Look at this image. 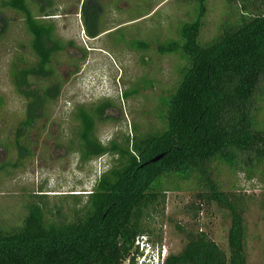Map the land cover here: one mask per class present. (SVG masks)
Listing matches in <instances>:
<instances>
[{"label": "trees", "instance_id": "trees-1", "mask_svg": "<svg viewBox=\"0 0 264 264\" xmlns=\"http://www.w3.org/2000/svg\"><path fill=\"white\" fill-rule=\"evenodd\" d=\"M189 1L197 11L194 18L188 15L176 39L157 41L159 54H178L186 61L176 90L168 97L159 94L161 126L145 130L134 122L131 136L116 134L102 142L97 126L106 121L112 100L78 107V129L68 148L75 150L80 164L108 156L109 165L83 204L79 195L59 197L54 210L63 219H48L52 209L47 195L37 194L17 226L0 225V264H135L141 254L137 238L147 237L158 251L163 247V236L155 232L153 222L165 216L168 192L190 193L196 213L206 205L227 209L229 253L207 232L191 229L183 249L168 253L162 264H247L246 205L233 190L237 182H227L223 176L243 174L247 181L257 179L264 189V0H225L224 17L208 40L201 37L207 0ZM152 41L143 43L142 49L148 50ZM37 45L44 51V44ZM134 46L141 48V43ZM55 50L44 51L22 73L35 76L37 83L48 78L50 83L39 87L45 101L55 88L51 82L63 81L50 64L49 54ZM15 65L13 61L14 86ZM146 80L142 88L124 86L122 98L130 100L155 86ZM21 87L23 83L15 86ZM34 105L28 108L25 128L34 123ZM69 199L74 207L67 215L64 204Z\"/></svg>", "mask_w": 264, "mask_h": 264}, {"label": "rangeland", "instance_id": "rangeland-1", "mask_svg": "<svg viewBox=\"0 0 264 264\" xmlns=\"http://www.w3.org/2000/svg\"><path fill=\"white\" fill-rule=\"evenodd\" d=\"M129 3L131 7L123 13L119 31L109 40L88 42L95 49L81 62L77 75H71L73 60L66 54L52 59V65L66 76L68 82L62 83L61 91L50 89L48 97L51 102L45 109L34 105V123L29 128L24 124L29 100L34 99L35 94L40 97V89L38 85L31 84L16 90L11 79L15 52L13 34L8 33L11 40L0 39V225L4 228L12 229L23 220L28 202L37 194L47 195L52 209L47 212L48 219H63L54 210L59 197L79 195L83 204L86 193L94 188L99 175L107 169L108 156L80 164L78 154L68 148L78 129L75 117L78 106L92 108L103 98L112 100L116 109L97 126V135L105 142L116 134L120 138L131 136L134 122L145 130L161 126L160 107L157 109L159 94L168 97L176 90L186 61L178 54H159L157 41L176 39L183 21L190 18L188 15L193 19L197 11L189 0H129ZM206 8L202 40L211 39L214 35L226 12V1L207 0ZM128 34L134 39L139 36L137 38L144 41H153L143 53L126 52L131 41L125 43L122 36ZM113 41L117 42L111 44ZM117 45L123 47L111 48ZM142 56L148 59L147 65L140 63ZM146 79L155 86L142 89L130 100L122 98L124 85L139 84L142 88ZM41 81L42 86L50 83L47 79ZM228 177L226 173L223 179L237 182L233 190L243 197L246 205L244 244L247 264H264L263 186L257 179L247 181L243 174L229 177L231 180ZM69 201L64 204L67 215L70 214L68 209L74 207ZM193 202L190 193H167L165 216H158L153 222L155 232L163 236L162 249L167 254H178L187 240V230L198 229L207 232L229 253L230 212L215 205H206L196 213L192 209Z\"/></svg>", "mask_w": 264, "mask_h": 264}, {"label": "flooded vegetation", "instance_id": "flooded-vegetation-1", "mask_svg": "<svg viewBox=\"0 0 264 264\" xmlns=\"http://www.w3.org/2000/svg\"><path fill=\"white\" fill-rule=\"evenodd\" d=\"M12 1H15L16 4H23L20 7L14 6L11 5ZM56 1L57 0H0V39L4 37L5 39H10L11 37L8 33L12 32L13 34L12 38L14 39L15 52L12 58L14 65L16 64L13 66L14 80L18 86L22 85V83L23 87H26L27 83H30V85H38V87L42 86V79L37 83L35 76L29 75L26 77L25 74L23 75L22 73L26 72L33 63L38 62L37 59L39 56L43 55L44 51H50L51 49H56L49 54L51 59L61 54H66V56L72 58L73 61L70 66V73L72 76L77 75L80 72L81 62L87 59L95 49L89 46L88 42L105 39L109 40L112 34L121 29L120 21L124 16L123 13H126L131 7L129 0ZM28 27H36V30L34 29L31 31ZM137 37L139 36H136V39H134L133 36L129 34L122 36V40H124L125 43L129 40L131 41L129 44L130 48H128L126 52L129 50L140 54L143 53L142 51H147V48L142 49V44L147 43L149 40L144 41L143 38ZM38 42L44 44V51L41 49L38 50L39 46H36ZM115 42L117 41H113L111 44H115ZM135 42L141 43V48L135 47ZM32 47L35 49L33 50ZM122 47L123 46L117 45V47L111 48L121 49ZM112 53L115 54L114 52ZM142 57L140 58L141 64L144 63L142 62L144 57ZM22 59L24 61H22ZM145 61H148V59L145 58ZM50 64H52V62ZM56 71L58 75L61 74L58 69H56ZM61 76L63 78L61 83H67L66 76L62 74ZM68 76L69 75H67V77ZM43 79L48 78L44 77ZM50 85L54 86L58 91H61L62 84H60V82H51ZM59 85L61 87H59ZM124 86L127 87L126 85ZM38 89H40L39 92L41 96L37 97V94H35L33 96L34 99L29 100V106L30 104L34 105V103H37L38 106L42 107L44 104L49 103V101L51 102V100L45 101L41 88ZM78 107L76 108L75 116ZM113 109H116L114 105L106 109V118L110 117V112Z\"/></svg>", "mask_w": 264, "mask_h": 264}, {"label": "clouds", "instance_id": "clouds-1", "mask_svg": "<svg viewBox=\"0 0 264 264\" xmlns=\"http://www.w3.org/2000/svg\"><path fill=\"white\" fill-rule=\"evenodd\" d=\"M101 140V139H100ZM102 142H105L101 140ZM104 157V156H103ZM101 158V157H100ZM99 159V158H98ZM139 246V252L137 261L135 264H162L165 260L167 253L164 248L158 251L156 247H153L150 242H148L147 237L137 238Z\"/></svg>", "mask_w": 264, "mask_h": 264}, {"label": "water", "instance_id": "water-1", "mask_svg": "<svg viewBox=\"0 0 264 264\" xmlns=\"http://www.w3.org/2000/svg\"><path fill=\"white\" fill-rule=\"evenodd\" d=\"M161 157H162V155L156 156V157H154V158L152 159V161H156V160L160 159Z\"/></svg>", "mask_w": 264, "mask_h": 264}, {"label": "built area", "instance_id": "built-area-1", "mask_svg": "<svg viewBox=\"0 0 264 264\" xmlns=\"http://www.w3.org/2000/svg\"><path fill=\"white\" fill-rule=\"evenodd\" d=\"M136 243H138V240H136ZM126 264H128V263H126Z\"/></svg>", "mask_w": 264, "mask_h": 264}]
</instances>
